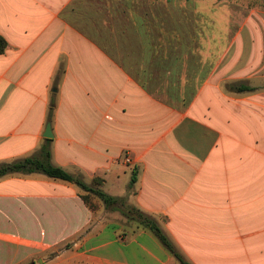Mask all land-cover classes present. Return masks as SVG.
I'll list each match as a JSON object with an SVG mask.
<instances>
[{
    "label": "crops",
    "instance_id": "0c3cea01",
    "mask_svg": "<svg viewBox=\"0 0 264 264\" xmlns=\"http://www.w3.org/2000/svg\"><path fill=\"white\" fill-rule=\"evenodd\" d=\"M208 2L0 0V167L48 145L54 166L163 219L190 264H264V12L223 46ZM245 81L256 90L230 89ZM82 195L39 173L1 178L0 245L43 241L53 256L33 264H181Z\"/></svg>",
    "mask_w": 264,
    "mask_h": 264
},
{
    "label": "trees",
    "instance_id": "16d2710c",
    "mask_svg": "<svg viewBox=\"0 0 264 264\" xmlns=\"http://www.w3.org/2000/svg\"><path fill=\"white\" fill-rule=\"evenodd\" d=\"M7 47L8 44L6 40L0 37V55L6 51ZM230 89L235 90L238 93H251L256 90L244 83L231 84ZM34 173L43 174L49 178L62 180L76 185L82 190V192H84V195H82L81 198L86 204L89 202V195L93 194L103 202L106 208L117 205L118 209L116 210L120 211L124 215L128 225L135 227V229L150 231L181 264H190L184 255L176 248L168 235L164 232L161 226L163 219L146 214L136 207L128 205L125 199H116L106 194L101 189L89 186L82 179L70 175L62 168L54 166L51 162V152L48 145L43 146L39 155L35 158L18 160L10 164H4L2 167H0V179L12 174ZM134 182L135 178L132 179V185ZM92 208L94 209V207Z\"/></svg>",
    "mask_w": 264,
    "mask_h": 264
},
{
    "label": "rangeland",
    "instance_id": "374dc122",
    "mask_svg": "<svg viewBox=\"0 0 264 264\" xmlns=\"http://www.w3.org/2000/svg\"><path fill=\"white\" fill-rule=\"evenodd\" d=\"M199 1V0H198ZM218 1V0H217ZM213 3L211 9L207 10V15L211 17V22L217 24L212 27V33H221L224 41L223 46L227 44L226 39L230 40L240 31L244 18L252 10H260L264 12V0H223L216 3V0H210L207 5ZM254 19L252 18L247 26H245L244 34L252 32L255 28ZM202 21L206 22L204 19ZM210 22V23H211ZM262 24V20L260 21ZM207 23H209L207 21ZM263 25V24H262ZM264 29V28H263ZM220 43L214 42V46H218ZM237 44H234L235 48ZM247 85H251V82L245 81ZM5 225L6 231H12L13 228V216H12V204L6 205ZM18 236L23 238H29L28 234H19ZM13 243L23 244L25 246H15ZM21 249L22 254L19 255L18 251ZM53 256L52 254H46L45 244L43 241L37 242H24L13 238L6 237V243L4 246L0 245V258H3L4 264H33L39 260L42 262Z\"/></svg>",
    "mask_w": 264,
    "mask_h": 264
},
{
    "label": "water",
    "instance_id": "95a60500",
    "mask_svg": "<svg viewBox=\"0 0 264 264\" xmlns=\"http://www.w3.org/2000/svg\"><path fill=\"white\" fill-rule=\"evenodd\" d=\"M44 137L45 138H52L53 137L52 128H51V124L50 123L46 127V131H45Z\"/></svg>",
    "mask_w": 264,
    "mask_h": 264
},
{
    "label": "built area",
    "instance_id": "2783aa9c",
    "mask_svg": "<svg viewBox=\"0 0 264 264\" xmlns=\"http://www.w3.org/2000/svg\"><path fill=\"white\" fill-rule=\"evenodd\" d=\"M124 164L125 165H132L133 164V160L130 156H126L124 159Z\"/></svg>",
    "mask_w": 264,
    "mask_h": 264
}]
</instances>
